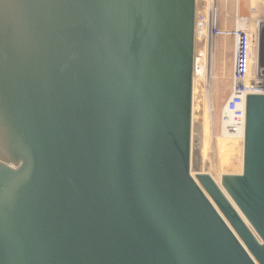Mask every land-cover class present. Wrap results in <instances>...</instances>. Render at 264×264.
Wrapping results in <instances>:
<instances>
[{
	"label": "water",
	"instance_id": "water-1",
	"mask_svg": "<svg viewBox=\"0 0 264 264\" xmlns=\"http://www.w3.org/2000/svg\"><path fill=\"white\" fill-rule=\"evenodd\" d=\"M197 1L0 0V264H264V94L200 172Z\"/></svg>",
	"mask_w": 264,
	"mask_h": 264
},
{
	"label": "rangeland",
	"instance_id": "rangeland-1",
	"mask_svg": "<svg viewBox=\"0 0 264 264\" xmlns=\"http://www.w3.org/2000/svg\"><path fill=\"white\" fill-rule=\"evenodd\" d=\"M202 1L198 0V7ZM217 3L220 25L224 29H230L229 26L235 21L239 23L244 21L245 26H248L252 17H263L264 19V0H219ZM253 34L256 36V41L254 48L251 46L250 49L251 57L249 58L247 82L253 77L264 82V63H261V58H263L261 56V37L257 32ZM201 45V41H196L197 54L199 51L202 52ZM231 45L234 47V40ZM197 57L199 56L197 55ZM233 57L235 58V51L234 55L231 52L229 56L231 65ZM201 58L203 59V57ZM197 78L194 81L193 149L200 156L199 171L209 173L220 183L223 174H239L243 169L244 141L240 138L226 141L222 130V116L227 102L226 89L233 84V81L231 79H218L220 85L214 87L215 79L210 80L208 84L205 77L197 76ZM225 82L226 87L224 86ZM210 106L213 107L212 111Z\"/></svg>",
	"mask_w": 264,
	"mask_h": 264
},
{
	"label": "built area",
	"instance_id": "built-area-1",
	"mask_svg": "<svg viewBox=\"0 0 264 264\" xmlns=\"http://www.w3.org/2000/svg\"><path fill=\"white\" fill-rule=\"evenodd\" d=\"M219 0H203L196 15V41L206 43L209 38L220 35H231L235 39V58L232 93L226 102L223 112V129L232 135L245 134L246 94H264V82L253 77L247 82L251 46L254 48L255 34L236 21L234 29H224L220 25L217 2ZM198 2V1H197ZM249 23V22H248ZM202 57V52L196 56Z\"/></svg>",
	"mask_w": 264,
	"mask_h": 264
},
{
	"label": "crops",
	"instance_id": "crops-1",
	"mask_svg": "<svg viewBox=\"0 0 264 264\" xmlns=\"http://www.w3.org/2000/svg\"><path fill=\"white\" fill-rule=\"evenodd\" d=\"M222 24V23H221ZM237 23H232L229 27L230 29H234ZM234 40V47L231 43ZM211 45V46H210ZM202 57L207 58L209 73L211 75V81L215 79L213 86L217 87L220 85L218 79H231L233 81V73H234V57L232 65L230 63V54L235 51V39L231 35H220L217 37H211L208 39L206 43H202ZM200 53V51H199ZM212 57V58H211ZM210 59L212 61H210ZM221 72L223 73L221 75ZM226 82L224 86L226 87ZM232 86H229L226 89L227 100L229 99L232 93Z\"/></svg>",
	"mask_w": 264,
	"mask_h": 264
},
{
	"label": "bare ground",
	"instance_id": "bare-ground-1",
	"mask_svg": "<svg viewBox=\"0 0 264 264\" xmlns=\"http://www.w3.org/2000/svg\"><path fill=\"white\" fill-rule=\"evenodd\" d=\"M255 21V20H254ZM246 24V23H245ZM240 26H243L244 27V21H241L240 22ZM211 46V45H210ZM212 58V57H211ZM210 61H212L210 59ZM197 76H202L203 78L205 77L206 80L208 81V84H209V81L211 79V75L209 73V68H208V62H207V58L205 56V58H200V57H197L195 56V71H194V81H196V78ZM198 79V78H197ZM213 89V88H212ZM209 103V102H208ZM208 107H209V104H208ZM210 110L212 111L213 110V107L210 106ZM210 111V112H211ZM209 120V118H208ZM223 128V127H222ZM223 130V137L226 138V141L227 140H236L235 138H240L242 141H244V137L242 135H232L228 132H226L225 128L222 129ZM194 136V135H193ZM221 141V140H220ZM238 141V140H237ZM228 149V148H227ZM233 152V151H232ZM225 157V156H224ZM228 164V163H227ZM194 172V171H193ZM192 172V173H193ZM200 172H204V171H201ZM194 174V173H193ZM217 181V180H216ZM219 183V181H217Z\"/></svg>",
	"mask_w": 264,
	"mask_h": 264
},
{
	"label": "flooded vegetation",
	"instance_id": "flooded-vegetation-1",
	"mask_svg": "<svg viewBox=\"0 0 264 264\" xmlns=\"http://www.w3.org/2000/svg\"><path fill=\"white\" fill-rule=\"evenodd\" d=\"M255 20V21H254ZM250 31L252 33L257 32L260 34V40H261V63H264V19L262 18H251L250 19Z\"/></svg>",
	"mask_w": 264,
	"mask_h": 264
}]
</instances>
